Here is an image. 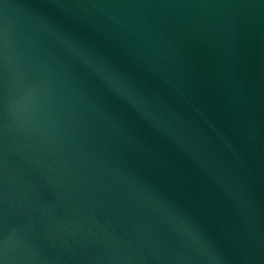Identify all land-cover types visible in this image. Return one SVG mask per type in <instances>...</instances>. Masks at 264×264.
<instances>
[{
  "label": "water",
  "instance_id": "95a60500",
  "mask_svg": "<svg viewBox=\"0 0 264 264\" xmlns=\"http://www.w3.org/2000/svg\"><path fill=\"white\" fill-rule=\"evenodd\" d=\"M0 264H264V0H0Z\"/></svg>",
  "mask_w": 264,
  "mask_h": 264
}]
</instances>
